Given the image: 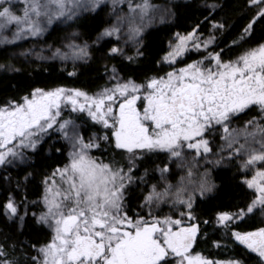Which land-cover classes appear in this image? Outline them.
Here are the masks:
<instances>
[{"label": "snow or ice", "instance_id": "6c2138e0", "mask_svg": "<svg viewBox=\"0 0 264 264\" xmlns=\"http://www.w3.org/2000/svg\"><path fill=\"white\" fill-rule=\"evenodd\" d=\"M107 2L23 0V7L18 8L13 0H0V44L15 45L29 37H42L50 28L55 31L53 25H76L62 46H48L51 56L35 48L20 53L71 62L69 75L76 76L77 62L92 60L93 50L103 48L108 38H115L116 43L102 58L139 62L145 57L146 28L156 19L163 23L176 15L171 6L150 0H127L128 11L117 14L124 0H111L113 22L102 25L91 42L83 39L81 14L99 16ZM248 5L255 9L254 15L231 41L233 46L251 38L255 26L264 23V0H248ZM218 9L221 5L217 3L207 6L209 15L204 21L210 23L208 34L201 31L200 23L185 33H174L175 42L169 41V51L160 60L171 69L163 75L152 73L138 81L125 77L115 64L110 68L106 64L111 87L95 93L64 85L36 87L19 99L8 98L0 104V168L31 167L33 157L26 150L36 154L53 133L70 148L68 162L44 176V194L39 201L28 200L25 185L32 176L29 172L15 183L23 198L18 199L10 190L0 204L5 220L13 226L18 223L21 231L27 217L33 219L34 226L51 231L46 243H27V247L26 242L4 235L0 264H246L239 258L214 260L195 251L200 238L207 236L202 224L220 226L258 254L259 264H264V227L240 231L237 223L257 212L264 214V115L245 121L242 128L231 127L234 119L254 107L264 113V39L234 59L226 58L228 52L220 48V42L230 25L212 18ZM12 28V35H5ZM129 43L133 45L131 54ZM193 51L206 54L176 67ZM13 71L20 69L13 66ZM141 99L146 104L137 107ZM65 110L71 114L65 116ZM80 114L100 126V132L86 137L82 125L73 118ZM218 130L223 132V146L215 144ZM106 145L124 150L127 159L121 162L110 154L106 162L92 154L105 151ZM215 147L220 151H214ZM159 155L165 160L155 164L152 157ZM209 157H214L210 161L213 166L243 157L239 167L254 173L250 177L242 174L243 183L254 193L245 207L235 212L219 211L212 220L203 219L197 210V197H207L217 188L206 167ZM139 168L144 175L136 178L133 172ZM174 168L185 173L176 185L167 179L175 174ZM153 171L159 173L165 186L161 189L151 184L137 204L138 210L129 215L128 201L136 194L133 185L137 179L147 180ZM165 203L178 211L179 218L154 214L153 210ZM30 205L43 207L30 211ZM141 208L147 215L141 214ZM221 243L214 242L216 247ZM32 249L38 254L32 256Z\"/></svg>", "mask_w": 264, "mask_h": 264}, {"label": "trees", "instance_id": "16d2710c", "mask_svg": "<svg viewBox=\"0 0 264 264\" xmlns=\"http://www.w3.org/2000/svg\"><path fill=\"white\" fill-rule=\"evenodd\" d=\"M134 2L140 3L141 0H134ZM150 2L165 7L171 6L175 10L176 15L175 18L166 19L163 23L158 19L156 22L154 20L146 28L144 36V44L146 45L145 57L134 64L129 63L123 57L102 58V53L114 44V39H110L108 43H105L103 48L95 49L92 60L77 62L76 76L69 75L72 72L71 63L62 62L60 59L41 60L35 55L25 57L20 55L25 49L35 48L36 52H40L43 49L44 56H51L52 50L48 46L54 45L59 47L63 45V42L60 41L63 35L62 31L67 24H61L59 27L53 25L55 31L50 28L48 33L39 38L30 37L28 38L29 40L17 41L15 45L0 44V65H6L5 68L0 69V104L5 103L8 98L19 99L36 87L51 88L64 85L68 88H82L89 93L97 92L100 88L105 86L110 87L113 83L109 81V75L105 72L106 64L109 68L112 64H115L125 77L132 76L138 81H143L145 75L148 74H162L168 71L169 68L162 66L160 60L168 51L169 41L173 39L174 33L190 31L191 27L197 23L201 24V31L205 34L210 32V23L204 21V17L209 15L207 6L212 3L221 5V9H218L212 14V18L219 19L221 22H227L230 25L229 30L221 37L220 48L227 47V52L233 55L240 47H228L227 45L239 36L243 27L255 12V9L249 7L248 0H150ZM13 3L18 8L23 7V0H13ZM125 5H127V0H124V3L117 9V14H122L121 10L122 12L128 11ZM81 16L79 25L80 31L84 34L83 39L91 42L95 39L96 33L102 25L111 23L114 20L111 1L108 0L107 7L99 16H96L95 13L89 15L87 12L82 13ZM75 27L76 25H73L71 27L72 30ZM14 30V28L10 29L5 35L10 37ZM262 39H264V23H259L255 26L254 35L251 38H247L246 42L242 44L245 45L242 48L254 45ZM132 47L128 49L129 54H131ZM6 48H8V52L16 51L8 55L5 51ZM196 57L197 55L188 57L182 64L189 63ZM9 66H14L16 69H20V71L8 70L7 67ZM251 115L249 112L240 115L238 119L233 120L231 127L242 128L245 121L253 117H259ZM84 116L73 115V118L83 125L85 136L90 133L100 132L101 128L97 125L94 126L95 124L86 120ZM261 122L264 123V121ZM222 136V130H218V134L214 137L216 145H224ZM56 149H61V151L57 152ZM214 151L218 152L220 148L215 147ZM97 153L106 162L109 160L110 154L116 160H120L121 162L125 161V154L114 147L110 149L106 145L105 151H98ZM28 154L33 157L29 162L31 167L14 165L6 170L0 168V204L4 202L10 190L15 191L18 199L23 198V192L15 188V183L17 180H22L23 176L29 172L32 173V176L25 185L28 200L39 201L40 197L44 194V185L42 183L44 176L48 175L57 165L66 164L65 147L60 143H51V138H48L36 154H33L31 151H28ZM225 155H227L226 151ZM240 159H243V157L235 160H226L219 166H213L211 164L207 166L211 170L210 178L215 181L217 188L207 197H197V210L203 219L212 220L214 219V214L219 211L235 212L238 208L245 207V204L253 197V191L247 188L242 181V174L247 173H243L242 168L239 167ZM152 160L155 162L154 157H152ZM164 160L165 156L161 155V162ZM157 161L155 164L161 163ZM173 171L175 174H170L169 176L172 180L171 182L174 184L180 176L175 171V168ZM143 175V168H139L133 172V176L136 178L142 177ZM9 177H11V180ZM160 179L159 173L155 171L149 175L147 180L141 181L137 179L133 185V191L136 194L128 201L129 215H132L138 210L137 204L150 190L151 184H157L159 186ZM163 187L161 185V189ZM169 207L170 205L168 203L161 205V216L171 214H167ZM29 210H42V205H38L37 207L30 205ZM139 211H142L143 213H141L143 215H147L143 211V208L139 209ZM158 214L159 210H157ZM174 216H177V214L174 213ZM237 223L239 224L240 231H251L258 227H264V214L257 212L254 215L246 217L243 221H237ZM201 227L207 232V236L200 238L195 251L203 252L205 256L214 260L227 261L239 258L244 260L246 264H259L258 256L247 251L220 226L202 224ZM4 235L13 237L14 241L26 242L25 247H27V243H46L51 238V231L47 228L34 226L31 217L25 219V227L21 231L18 223L15 226L11 225L5 220V216L0 213V240L4 238ZM217 240L222 242L220 247H216L214 244ZM30 254L35 256L38 253L35 249H32Z\"/></svg>", "mask_w": 264, "mask_h": 264}, {"label": "rangeland", "instance_id": "374dc122", "mask_svg": "<svg viewBox=\"0 0 264 264\" xmlns=\"http://www.w3.org/2000/svg\"><path fill=\"white\" fill-rule=\"evenodd\" d=\"M111 1V0H110ZM178 1V0H177ZM182 1H190V0H182ZM204 3V2H203ZM126 6V5H125ZM127 7V6H126ZM170 18H168L167 20H169ZM157 21V19L155 20V22ZM74 30V29H73ZM72 30V28L71 27H69L68 25H66L65 27H64V30L62 31V33H63V35H62V39H61V41L60 42H63V43H65L66 42V38L67 37H69V35H70V33L73 31ZM183 33V32H182ZM30 38V37H29ZM109 40L110 39H114L115 40V38H108ZM26 40H29L28 38H26ZM172 41L173 42H175L173 39H172ZM114 43H116V40L114 41ZM112 46V45H111ZM121 46L122 47H124V44H123V41H121ZM131 46H133L131 43L130 44H128L127 45V48L129 49ZM95 50V49H94ZM93 50V51H94ZM6 52H7V54L9 55V54H11V53H14L16 50H13V51H11V52H8V48H6V50H5ZM168 51H169V49H168ZM197 53L195 52V51H193L192 53H190V54H188L186 57H184L183 58V60L182 61H178L177 63H176V67H182L184 64H182V62H184L188 57H191V56H195ZM199 54H201V55H203V54H206V53H203V52H201V53H199ZM15 56V55H14ZM25 57V56H24ZM200 57H198L197 59H199ZM196 60V59H195ZM192 61V60H191ZM190 61V62H191ZM189 62V63H190ZM69 63H71V62H68V64ZM162 66H164L165 68H169L167 65H165V64H162ZM8 68V70H10V69H13V67L12 66H9V67H7ZM0 69H2V68H0ZM171 69L169 68L168 69V71H170ZM161 75H163V74H161ZM111 87V86H110ZM99 91V90H98ZM93 93H95V92H93ZM141 100H143V99H141ZM145 104V103H144ZM71 113H69L67 110H65L64 111V115L65 116H68V115H70ZM80 115H86V114H80ZM262 115H264L263 113H262ZM77 116V115H76ZM89 121L91 122V123H93V124H95V122H93V121H91L90 119H89ZM81 124V123H80ZM82 125V124H81ZM98 126V125H97ZM100 127V126H99ZM101 128V127H100ZM82 131H83V125H82ZM92 133H90L89 135H91ZM111 133H109V135H110ZM89 135H87V136H89ZM86 136V137H87ZM111 136V135H110ZM49 138H51V143H60L61 145H63L64 147H65V149H66V163L68 162V152H69V150H70V148H69V145H68V142L67 141H64L63 139H62V137H60L59 136V134H56V133H53L52 134V136L51 137H49ZM48 140V138L46 139V141ZM45 141V142H46ZM118 150H120V149H118ZM26 151H30V150H26ZM122 153H124L125 154V160L127 159V156H128V154L124 151V150H120ZM98 151H94L92 154L93 155H95V156H98V153H97ZM97 153V154H96ZM192 153H189V155H191ZM164 156V155H163ZM154 157V159H155V163H156V161H157V159L159 158V160L157 161V162H161V155H159V156H153ZM214 158V157H213ZM213 158H210L209 157V162L206 164V167L207 166H210L209 164H211V159H213ZM201 163H203V161H201ZM212 165V164H211ZM208 169H210L209 167H207ZM175 171L176 172H178L179 173V176L181 177L182 175H185V173L182 171V170H180V169H175ZM200 171H201V173L203 172V169H200ZM242 172L243 173H247V175L250 177L252 174H254L253 173V171L251 170V169H249V170H247V172H245V170L242 168ZM180 177H179V179H180ZM170 182L172 181L171 179H170V176H168V178H167ZM179 179L176 181V182H174V184L173 185H176L177 183H178V181H179ZM161 185L162 186H165L164 185V183L161 181V179H160V182H159V186H158V188H161ZM173 191H174V189H173ZM43 207V206H42ZM184 209L183 208H181L180 209V211H183ZM160 211H161V206H160V208H159V214L158 215H161V213H160ZM142 212V211H141ZM153 212H154V214H156L157 215V210L156 209H154L153 210ZM143 213V212H142ZM141 213V214H142ZM168 213H171V214H169V215H174V213H176L177 214V217L179 218V215H178V211L175 209V208H173V207H169V209H168V211H167V214ZM165 215V214H164ZM234 238V237H233ZM238 242V241H237ZM258 255V254H257Z\"/></svg>", "mask_w": 264, "mask_h": 264}, {"label": "flooded vegetation", "instance_id": "af4514ba", "mask_svg": "<svg viewBox=\"0 0 264 264\" xmlns=\"http://www.w3.org/2000/svg\"><path fill=\"white\" fill-rule=\"evenodd\" d=\"M246 40H247V38L245 39V40H243V41H240V44H239V47H240V49L239 50H237V51H235V53L233 54V55H231V54H229L228 53V55H227V57L226 58H228V59H234L237 55H239V54H241L245 49H247V48H249V47H251V46H254V45H251V46H248V47H244V48H242V46H245V45H242V44H244L245 42H246ZM221 46V45H220ZM228 47L230 46V47H238V46H233V45H231V41H230V43L227 45ZM227 48V47H226ZM197 55V57L195 58V59H197L198 57H200V55L201 54H196ZM194 59V60H195ZM159 74H161V73H159ZM162 74H164V73H162ZM146 104V101L145 100H140V101H138L137 102V107H142V105L143 104ZM249 113H251L252 115L251 116H262V112H261V110L259 109V107H254L251 111H248ZM247 112V113H248ZM264 114V113H263ZM242 115V114H241ZM250 116V117H251ZM252 231V230H251ZM235 240V239H234ZM237 242V241H236ZM237 243H239V244H241L240 242H237ZM242 245V244H241ZM242 247H244L247 251H249L250 253H252L251 252V250L250 249H247V247L245 246V245H242ZM252 254H254V255H256V256H258L257 254H255V253H252Z\"/></svg>", "mask_w": 264, "mask_h": 264}]
</instances>
